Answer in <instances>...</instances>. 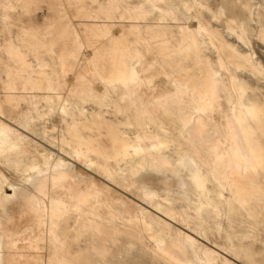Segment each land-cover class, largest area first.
<instances>
[{
	"label": "rangeland",
	"instance_id": "1",
	"mask_svg": "<svg viewBox=\"0 0 264 264\" xmlns=\"http://www.w3.org/2000/svg\"><path fill=\"white\" fill-rule=\"evenodd\" d=\"M115 1L113 20L101 28L105 34L91 36L90 44L104 51L124 47L133 52L140 63L139 74L148 76L151 83L146 93L147 85L135 86L136 95L128 99L102 94L107 90L99 86L100 75L91 66L79 77L62 74L61 63L41 40L40 32L51 23L45 19L51 12L46 4H40L35 16L0 7V104L5 132L16 143L8 152H0V193L12 195L7 182L18 181L31 166L54 171L62 163L67 173L53 184L61 192L50 193L66 207L64 216L56 219L55 236L37 228L32 220L13 225L25 211L19 210L17 200L0 197V244L18 237L22 243L28 233L43 237L38 250L23 252L36 253L37 264H264V167L248 169L242 160L235 173L243 176L252 171L261 194L235 196L229 190L231 172L221 171L220 158L224 155L204 159L187 129L194 125V118L203 120L207 133L220 138L221 152L227 151L224 103L222 110L215 108L208 100L207 88L200 86L210 70L230 94V106L235 105L238 90L264 106V46L257 41L264 26V0ZM218 8V14L227 20L238 10L242 12L239 21L248 45L240 44L222 22L215 20L212 12ZM145 12H150L147 18L137 19ZM157 12L161 20L154 18ZM88 14L95 15V11L90 8ZM61 16L71 25L75 14L73 10L63 11ZM75 28L83 33L84 25ZM181 33L183 48L178 46ZM117 37L123 39L115 42ZM63 40L55 38L58 43ZM64 42L57 50L62 48L69 54L79 48L71 38ZM227 45L237 51L236 56H230ZM124 58L132 62L127 54ZM71 64L74 70L83 71L85 60L79 57ZM181 78H193L197 87L176 95L183 88ZM172 80L176 86L169 88ZM25 82L48 83L51 88L23 92ZM156 95L160 99L157 105L153 102ZM223 95L220 100H224ZM201 106L208 110H200ZM79 113L89 118V123L97 120L101 126L100 134L82 130L83 137L100 135L99 144L109 146L106 127L121 133L127 144L126 155L114 158L112 172L104 170V160L94 152L86 153V144L79 143L68 128V124L75 125L74 117ZM181 129L186 132L181 134ZM138 147L140 153L135 152ZM146 149L149 155L144 153ZM188 159L204 180L202 200L206 203L202 206L189 185L180 184ZM143 175H148L150 183L142 182ZM68 179L74 183L69 184ZM84 188L96 190L85 195L82 203L69 198ZM33 190L27 187L22 194L34 200ZM139 190L151 191L153 199L138 201L135 196ZM66 199H71L70 203ZM153 210L159 220L150 216ZM43 213L38 208L35 214L42 217ZM4 222L16 230H7ZM20 240L16 241L19 245ZM158 244L184 245L189 255L185 261L169 260L156 249ZM25 254L16 255V264L18 259L22 264L31 258ZM61 257L66 262H61Z\"/></svg>",
	"mask_w": 264,
	"mask_h": 264
},
{
	"label": "bare ground",
	"instance_id": "2",
	"mask_svg": "<svg viewBox=\"0 0 264 264\" xmlns=\"http://www.w3.org/2000/svg\"><path fill=\"white\" fill-rule=\"evenodd\" d=\"M161 2L164 3L165 0ZM40 4H46L47 9L51 11L45 19H50V22L52 23L48 24L47 27L43 28L40 32L42 35L41 40L44 45H47L49 51L54 54V57L61 63L62 74L71 76L75 73L77 77H79L83 72L88 71L91 66L96 69L97 73L100 75L101 83H99V86L107 90L101 93L106 97L109 96L112 98L116 95L119 99L132 98L137 92L135 86L147 85L148 88L150 87L151 82L148 81V76L142 77L141 74H139L142 72L140 63L135 59V56H133L134 54L130 49L120 47L112 51H104L94 48V45L90 44L92 41L90 37L105 34L104 31H101V28H103L104 24L111 23L113 20L112 14H114V9L116 7L115 0H0V7L23 11L30 16H35L36 9L41 6ZM90 8L95 11V15L88 14ZM70 10H73L75 14L71 25L66 24L64 18L61 16L63 11L66 12ZM218 11H220L219 8L212 12L215 20L222 22L226 30L234 35L240 44L248 45L247 40L243 36L245 30L241 27L239 21L242 12H239L238 10L237 13L233 14L231 18L227 20L222 18L218 14ZM149 13L150 12H145L144 15H138L137 19H145L148 17ZM103 18L106 19L105 22H102L104 21ZM154 18L161 20V13L157 12ZM79 24L84 25L83 33H81L80 29L75 28ZM92 24L98 25L99 28L94 29ZM61 37H63L64 40L71 38L72 42L78 45L79 48L72 50L69 54H67V51L62 50V48L57 50V47H63V45H65L64 40L62 43L55 41V38ZM122 39L123 38L117 37L115 42H120ZM257 41L264 46V26L257 34ZM178 46L183 48L182 33L178 40ZM7 47H10V44L7 45ZM227 50L230 56L233 57L237 55V51L232 49L229 45H227ZM125 54L132 59L131 63H128V61L125 60ZM79 57H83L85 60L83 71L79 68L74 70L73 64H71V60L75 61V59ZM250 62H252V60ZM252 66L254 67V65ZM180 81L183 88H179L175 93L176 95L181 90L188 92L190 88L193 89L197 87V83L193 78H181ZM153 86L156 87L154 84ZM175 86V80H172L169 88ZM200 86L207 88L208 100L214 104L215 108L222 110L221 106L224 103L223 108L226 111L227 116L223 124V130L228 137V149L227 151L221 152L220 138L209 135L205 130L207 123L197 117L194 118V125L187 128L188 132H192V136L198 142L194 145L201 154H204V159H215L220 153L224 155L225 158H220L222 164L221 171L226 170L231 172L232 175L230 178L229 190L233 195H246L248 193L261 194V190L253 181L254 176L252 171L246 172L241 176L235 173V170L238 168L242 160L246 161L245 167L248 169L264 167V106L259 105L257 101H251L240 90H238L239 97L235 105L230 106V94L226 90L222 80L219 77H216L211 70L208 77L201 81ZM33 88L41 91L44 90V92H46L51 86L48 83L32 85L29 82H25L22 84L21 90L23 92H28ZM146 88H144V92H149L150 88L148 90ZM160 88L161 86H159V89L156 91H159ZM221 93H224L222 98L224 100L219 99L221 98ZM148 94V97L152 96V93ZM6 95L5 100L9 104V98L11 95L10 87L6 92ZM157 96L158 95L153 97L155 105H157L160 100ZM201 107L202 109L200 110L204 112L208 110L207 108H204V106ZM58 110L63 111L60 108ZM3 114L2 105L0 104V152L2 154L8 152L16 145V143L12 141L5 132V122L2 119L4 116ZM81 114L82 113L75 115V125L70 126L68 124V128L72 129V132L77 137L79 143L86 144V153L94 152L98 157L104 160V170L112 172L110 167L114 164V158L116 156H121L122 158L125 157L127 144L122 138L121 133L109 126L106 127V137L110 141L109 146L99 144L102 141V137L99 135L97 138H94V136L100 134L99 129L101 126L98 124L97 120L93 123H89L88 121L90 119L87 117L82 118ZM208 118L209 115H206L205 119ZM81 119L84 121H81ZM166 120L169 119L167 118ZM86 129L96 131V134H92V137H83L81 131ZM180 132L183 134L186 131L181 129ZM94 140L96 141V144L93 143ZM242 148L243 150H241ZM141 151L140 147L135 149L136 153H140ZM144 153L149 155L150 150L146 149L144 150ZM63 166L64 164L59 163L54 171L47 169V167L43 169L36 165L31 166L27 173H24L19 177L18 181L7 182L9 186L8 188L12 190L13 194H4L1 190L0 197L5 200L10 198L11 201L17 200L19 210L25 211L20 219L13 222V225H25L29 220H32L36 223L35 225L37 228H41L51 237L55 236V229L57 227L56 219L64 216L66 207L59 198L57 199V197L52 196L61 192V188H54L53 184H56L58 181H61L66 177L67 173L64 171L65 168ZM142 179L145 180L142 181L143 183H150V181H148V175H143ZM183 180L184 181H181L180 184L189 185V188H191V194L195 196L197 204L202 206L206 203V200H202L204 180L200 171L196 168V165L189 159L187 160L185 178ZM66 181L69 184L74 183V181L70 179ZM25 182H29V184L25 185ZM27 187H32L34 189V200L26 199L25 195L22 194ZM95 190L96 189L94 188H84L81 191H76L75 195H71L72 197L69 198H75L77 203H82L84 202V196H89L95 193ZM50 193L52 195H50ZM82 193L85 194L81 195ZM135 198L140 202L150 201L153 199V193L147 190H139ZM64 201L70 203L71 199H66ZM33 207L35 209L34 213ZM38 208H42L44 212L42 217L35 214ZM206 209L211 211L209 208ZM12 213H15V208ZM149 214L159 220V214L156 210H153ZM3 224L7 226L6 229L9 231L16 230V228L10 227L12 226L11 223L4 222ZM23 238L25 239V242ZM42 238L43 237L28 233L22 237V243L20 237L11 238L9 240L7 239L3 245L0 244V264H16L15 259L18 255H20L18 257L23 256L25 250H32L33 248H37L38 250L39 241L42 240ZM17 239L20 240L21 245L17 244ZM156 249L164 253L166 258L173 261H185L184 258H187V255H189V249L181 244L174 246L158 244L156 245ZM25 257L31 258L28 260ZM25 257L26 260L24 259L25 261L23 260L24 262H21L22 264H37L38 259L36 258V253H26ZM18 260L20 263V259ZM18 260L17 264H19ZM60 260L61 262H66L62 257Z\"/></svg>",
	"mask_w": 264,
	"mask_h": 264
}]
</instances>
